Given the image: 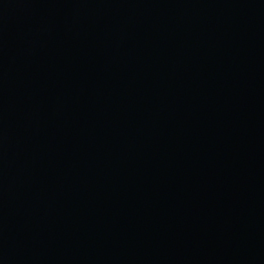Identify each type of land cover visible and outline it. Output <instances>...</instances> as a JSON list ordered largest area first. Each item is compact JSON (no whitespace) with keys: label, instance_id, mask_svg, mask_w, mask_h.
Returning a JSON list of instances; mask_svg holds the SVG:
<instances>
[{"label":"water","instance_id":"1","mask_svg":"<svg viewBox=\"0 0 264 264\" xmlns=\"http://www.w3.org/2000/svg\"><path fill=\"white\" fill-rule=\"evenodd\" d=\"M0 264H264V0H0Z\"/></svg>","mask_w":264,"mask_h":264}]
</instances>
